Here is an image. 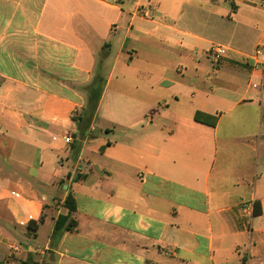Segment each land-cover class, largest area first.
Listing matches in <instances>:
<instances>
[{
	"label": "crops",
	"instance_id": "1",
	"mask_svg": "<svg viewBox=\"0 0 264 264\" xmlns=\"http://www.w3.org/2000/svg\"><path fill=\"white\" fill-rule=\"evenodd\" d=\"M263 36L264 0H0V264H264Z\"/></svg>",
	"mask_w": 264,
	"mask_h": 264
},
{
	"label": "trees",
	"instance_id": "2",
	"mask_svg": "<svg viewBox=\"0 0 264 264\" xmlns=\"http://www.w3.org/2000/svg\"><path fill=\"white\" fill-rule=\"evenodd\" d=\"M103 80L102 78H96L92 85L86 90L89 98L88 107L85 110L84 117L90 114V118H93L95 115V111L97 109L101 93L103 90ZM202 114L197 113L195 115V120L198 122H202ZM216 121H214L211 125H215ZM64 207L68 210V214L66 216H59L55 222L54 234H59L67 231H73L77 227V221L74 219L73 215L76 212V204L72 194H69L64 202ZM260 211L257 210V213ZM34 229V228H33ZM21 264H39L34 262L33 260H28Z\"/></svg>",
	"mask_w": 264,
	"mask_h": 264
},
{
	"label": "built area",
	"instance_id": "3",
	"mask_svg": "<svg viewBox=\"0 0 264 264\" xmlns=\"http://www.w3.org/2000/svg\"><path fill=\"white\" fill-rule=\"evenodd\" d=\"M151 8L146 5L139 6L134 14L139 17L143 18H150L151 17ZM264 39V36H263ZM229 49L225 46H214L209 51V58L214 64H219V62L227 56ZM253 60L256 61L257 66L262 68L263 70V82H256L255 80L251 81V87L254 89H263L264 88V41L262 44L258 46L256 51L253 54ZM65 142L67 144H71L73 140L70 137L65 138ZM14 251H17L16 247H13Z\"/></svg>",
	"mask_w": 264,
	"mask_h": 264
},
{
	"label": "rangeland",
	"instance_id": "4",
	"mask_svg": "<svg viewBox=\"0 0 264 264\" xmlns=\"http://www.w3.org/2000/svg\"><path fill=\"white\" fill-rule=\"evenodd\" d=\"M78 116H79V114H75V118L76 119L78 118ZM87 117L89 118L90 117V114ZM95 129H96L95 135H97V136H104V134H105V132H104V129H105L104 126H102V125L98 126V124H97V125H95ZM48 231H49V226L48 227H43L41 233L38 234V237L35 238V239H33V240H31V242H29V243L31 245H35V246L38 243L39 244L45 243V241L48 238V236H47V232ZM40 258H41V256H39V255H35L34 256V259H37L38 261L40 260Z\"/></svg>",
	"mask_w": 264,
	"mask_h": 264
}]
</instances>
